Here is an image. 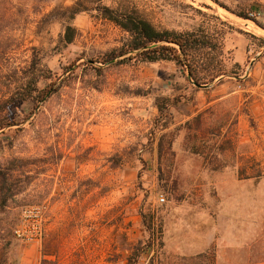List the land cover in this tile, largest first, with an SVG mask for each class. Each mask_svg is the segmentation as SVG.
Listing matches in <instances>:
<instances>
[{"label": "rangeland", "instance_id": "1", "mask_svg": "<svg viewBox=\"0 0 264 264\" xmlns=\"http://www.w3.org/2000/svg\"><path fill=\"white\" fill-rule=\"evenodd\" d=\"M75 1L12 0L25 13L0 36L1 116L13 122L0 131V264H126L151 238L142 216L161 225L165 264H264V0H131L158 30L202 27L220 42L215 59L235 75L205 87L170 61L102 63L128 35L95 11L64 44L62 22L40 20ZM30 63L37 88L54 90L43 103L18 99ZM157 98L171 101L166 120ZM198 115L190 144L206 160L181 128ZM220 158L227 167L212 171ZM29 205L46 212L39 246L13 237ZM153 238L138 264H157Z\"/></svg>", "mask_w": 264, "mask_h": 264}, {"label": "trees", "instance_id": "2", "mask_svg": "<svg viewBox=\"0 0 264 264\" xmlns=\"http://www.w3.org/2000/svg\"><path fill=\"white\" fill-rule=\"evenodd\" d=\"M88 2L96 4L95 8H89L87 6ZM103 2L104 0H76L71 6L59 5L52 8L49 13L43 14L40 22L54 15V19L62 22L64 28L61 37L62 42L71 44L76 36V30L72 26L75 17L83 12L95 11L99 19L109 22L128 35V38L119 49H114L103 55L101 61L104 64L111 63L119 58H123L121 61L137 59L143 63L170 61L180 66L186 73L187 80L197 87H205L216 80L235 75L234 72L227 69L222 58L215 59V57H221L222 55L221 52H218L220 42L210 36L205 28L199 27L196 30L184 32L158 30L141 14L131 0H111L110 5H104ZM31 10L34 15H41L43 11L41 8L35 7H31ZM24 13V8L14 5L12 0H0V36L2 37L9 30L12 31L15 27L14 23ZM237 17L248 19L247 16L242 14H237ZM214 53H217V55L215 56ZM23 79L20 98H18L21 102L35 101L36 104L43 103L47 97L54 93L51 86L41 90L37 88L43 76L39 70L35 69L34 63H30L29 74ZM9 100L10 98H7L0 102V131L13 126V122L8 117L1 116L3 105ZM155 105L159 117L166 120L167 109L170 107L171 101L167 98H157ZM201 117L202 115H198L191 122H187L181 127L188 130L185 140L189 144L192 139L198 137L202 125ZM192 123H195L193 129L191 128ZM166 124L163 123L161 130L166 129ZM205 132L207 133V130H204ZM165 137L168 138V146L173 139L169 138L171 137L170 133L162 134L160 137L161 142L159 141L158 144L159 154L162 151V141ZM190 145L192 154L203 156L206 160L208 154H204V151L195 144ZM213 155L216 158L219 155L224 157V152L214 153ZM210 167L212 171H218L226 168L227 163L220 158L218 162L211 164ZM3 186L4 184H2ZM4 201L5 199H3ZM142 221L146 232L151 238L144 246L132 250L126 264H138L140 255L148 253L146 249H149V251L152 249L153 237H155L157 245V251L154 255L157 264H165L158 251L163 248L161 225L158 224L155 228L152 220H146L144 216H142ZM197 259L201 260L205 257L202 255L198 256ZM152 260L151 258L148 264H153ZM191 264H204V262Z\"/></svg>", "mask_w": 264, "mask_h": 264}, {"label": "built area", "instance_id": "3", "mask_svg": "<svg viewBox=\"0 0 264 264\" xmlns=\"http://www.w3.org/2000/svg\"><path fill=\"white\" fill-rule=\"evenodd\" d=\"M159 203L164 202L163 197L158 198ZM46 221L45 208L41 205L23 207L17 217L13 228V237L20 245L39 246L44 237Z\"/></svg>", "mask_w": 264, "mask_h": 264}]
</instances>
